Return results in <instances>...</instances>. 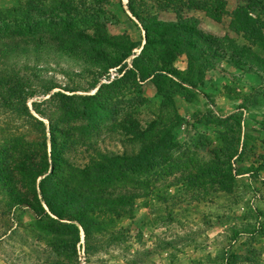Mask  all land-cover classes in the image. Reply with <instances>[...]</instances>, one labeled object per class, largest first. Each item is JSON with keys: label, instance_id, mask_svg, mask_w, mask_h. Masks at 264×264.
<instances>
[{"label": "rangeland", "instance_id": "rangeland-1", "mask_svg": "<svg viewBox=\"0 0 264 264\" xmlns=\"http://www.w3.org/2000/svg\"><path fill=\"white\" fill-rule=\"evenodd\" d=\"M58 1L70 5L62 8ZM201 1L214 4L216 14L227 19L252 6L251 0ZM129 2L0 0L1 20H7L13 28H28L26 33L41 34L37 37L39 43L31 45L35 50L32 57L20 67L21 75L39 78L34 83L38 94L46 86L55 85L53 94L81 98L96 96L102 87L119 84L115 91L105 90L101 96L103 104L113 107L107 114L110 121L120 123L130 113L146 118L151 110H158L162 100L150 97L154 83L138 85L133 91L130 84L123 83L124 70L104 74L95 65L85 63L81 51L72 53L63 43L48 42L44 35H60L62 24L73 36L82 33L86 38L127 37L143 47L144 33L129 12ZM166 2L134 0V6L143 18L157 17L161 21L181 19L193 24L208 18L205 13L187 10L162 13L161 6ZM238 42L240 46L244 44L239 39ZM141 50H136L134 56L138 57ZM134 58L128 62L129 70ZM4 69L0 63V71ZM252 72L261 81L257 85L254 80L247 81L240 88L242 93H237L243 100L231 103L220 115L210 101L201 108L199 100L189 97L192 111L181 117L183 124L175 131L176 152L149 177L161 191L137 201L130 217L108 231L93 232L88 242L79 229L75 250H61L60 243L55 248L58 239L43 229L28 207L14 211L0 196V264H260L264 255V67ZM111 75L117 77L107 84ZM174 97L180 112L184 102L180 104L178 96ZM49 99L50 96L46 99L36 95L29 100L31 115L38 118L33 104ZM135 99L148 103L139 108ZM38 110L49 112L47 107ZM39 119L48 128V122ZM181 129L186 133H179ZM181 134H187L188 140L177 141L176 135L180 139ZM11 135H18L24 145L34 144L38 137L28 118L0 110V151L9 148ZM104 138L98 141L101 153L132 155L133 148L124 145V139L115 137L103 143ZM40 201L46 216L56 221L59 206L53 196H40Z\"/></svg>", "mask_w": 264, "mask_h": 264}, {"label": "trees", "instance_id": "trees-1", "mask_svg": "<svg viewBox=\"0 0 264 264\" xmlns=\"http://www.w3.org/2000/svg\"><path fill=\"white\" fill-rule=\"evenodd\" d=\"M58 3L62 8L70 5ZM129 3V12L144 33L143 47L127 37L86 38L82 33L73 36L62 24L60 35L44 34L48 42L63 43L72 53L81 51V59L104 74L113 69L124 70L123 83L130 84L133 91L153 79L165 81L157 87V98L162 100L158 110H151L146 118L127 114L120 123L107 119L113 107L101 100L105 90L113 92L119 84L102 87L96 96L85 98L53 94L55 85L46 86L38 94L34 83L39 78L21 75L20 67L32 57L35 50L31 45L39 43L37 37L41 34L26 33L28 28L20 30L16 22L13 28L7 20L0 19V63L5 66L0 71V110L28 118L38 134L34 144L25 145L18 135H11L9 148L0 151V196L14 211L28 207L43 229L58 239L55 248L60 243L61 250H75L79 229L88 242L93 232L108 231L130 217L137 201L161 191L149 177L176 152L175 131L183 121L173 96H183L189 101L203 83L206 71L213 68V62L221 60V52L231 53V62L238 68L253 71L264 67V0H251L252 6L244 8L230 25L232 33L244 42L242 46L230 37L213 40L187 21L174 23L157 17L143 18L137 14L134 0ZM161 7L162 13L187 10L205 13L214 21L220 19L214 11L217 7L207 1L167 0ZM139 49L141 54L135 57L134 52ZM191 49L196 57L189 58L188 71L181 74L174 64L181 53ZM132 58V70H129L128 62ZM197 66L201 77L195 79L193 73ZM36 95L46 99L50 96L39 105L33 104L38 118L28 108V101ZM234 95L235 99L243 100V96ZM134 102L139 108L148 103L143 99ZM40 107L49 108L48 114L38 110ZM39 118L48 122V128ZM103 136V143L115 137L124 139L123 144L133 148L132 155L101 153L98 141ZM48 194L59 206L56 221L46 216L40 201V196Z\"/></svg>", "mask_w": 264, "mask_h": 264}, {"label": "crops", "instance_id": "crops-1", "mask_svg": "<svg viewBox=\"0 0 264 264\" xmlns=\"http://www.w3.org/2000/svg\"><path fill=\"white\" fill-rule=\"evenodd\" d=\"M191 13H194L193 11ZM240 14L233 19L220 18L218 21H214L212 19L207 18L204 21H196L193 22L194 26L202 32L207 37L213 40H222L226 37H230L233 40L238 41V38L235 34L232 33L230 29V25L232 21H236L239 18ZM164 22H183V20H163ZM187 21V20H185ZM240 40V39H239ZM196 53L193 49L188 50L187 53H181L178 57L177 62L174 64V68L177 72L183 74L188 71V60L189 58H195ZM221 60L219 62H213V68L209 71H206L205 77L202 84H199L196 89V93H194V97L199 100V104L201 108L206 106V103L210 102L214 107L218 109V114L220 115L223 110H226V107L230 106V104L236 105L237 102L242 101L241 99H235V95L238 92L241 94L240 88H243L246 85V82L249 80H254L255 85H257L258 81H261L260 77L255 72H252L248 68H238L234 66L231 62V53L229 52H221L220 53ZM201 71L197 66L194 69L193 78H200ZM161 79H153L149 83L153 84V95L150 97H157L158 91L157 87L161 83ZM246 92V90H245ZM239 94V95H240ZM180 99V104H182V109L179 112L181 117H187L188 111H192V106L190 101H188L183 96H178ZM177 98V99H178ZM210 101V102H209ZM198 102H195V104ZM177 104V102H176ZM221 111V112H220ZM226 113V111H225ZM184 115V116H183ZM224 119V118H223ZM226 119V118H225ZM179 133H186L185 129L178 130ZM178 133V132H177ZM182 136V134H181ZM187 134L178 138L176 135L177 141H185ZM188 140V139H187ZM264 257V255H262ZM260 261V264H264V258ZM246 264H251L248 261Z\"/></svg>", "mask_w": 264, "mask_h": 264}, {"label": "built area", "instance_id": "built-area-1", "mask_svg": "<svg viewBox=\"0 0 264 264\" xmlns=\"http://www.w3.org/2000/svg\"><path fill=\"white\" fill-rule=\"evenodd\" d=\"M116 77H117V75H115V76L114 75H111L110 76V80L107 82V84H112L115 81Z\"/></svg>", "mask_w": 264, "mask_h": 264}]
</instances>
